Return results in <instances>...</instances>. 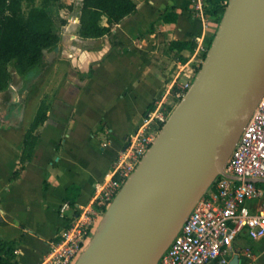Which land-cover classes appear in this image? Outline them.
<instances>
[{
    "label": "crops",
    "instance_id": "0c3cea01",
    "mask_svg": "<svg viewBox=\"0 0 264 264\" xmlns=\"http://www.w3.org/2000/svg\"><path fill=\"white\" fill-rule=\"evenodd\" d=\"M132 1L136 11L110 36L82 39V1L60 0L46 8L57 48L22 77L8 69L12 81L0 92V238L18 241L13 264L45 258L71 214L59 212L66 189L77 188L73 206L90 204L94 184L107 177L127 136L155 102L173 99L176 76L213 37L215 25L198 15L191 0ZM169 8L177 14L174 24L160 18ZM174 41L194 46L177 52L169 45ZM42 102L47 118L33 133L31 158L22 161L23 137ZM228 252L239 264H264V238L252 240L242 232Z\"/></svg>",
    "mask_w": 264,
    "mask_h": 264
},
{
    "label": "water",
    "instance_id": "95a60500",
    "mask_svg": "<svg viewBox=\"0 0 264 264\" xmlns=\"http://www.w3.org/2000/svg\"><path fill=\"white\" fill-rule=\"evenodd\" d=\"M263 93L264 0H228L191 87L75 264H157L196 203L225 174ZM228 264H239L238 256Z\"/></svg>",
    "mask_w": 264,
    "mask_h": 264
},
{
    "label": "built area",
    "instance_id": "2783aa9c",
    "mask_svg": "<svg viewBox=\"0 0 264 264\" xmlns=\"http://www.w3.org/2000/svg\"><path fill=\"white\" fill-rule=\"evenodd\" d=\"M191 1L198 15H204L203 0ZM207 50L201 46L199 54L184 64L172 84L174 99L180 102L185 96ZM168 105L155 102L136 130L127 136L107 177L94 184L90 204L79 207L63 202L60 214L64 215L65 210H71V214L66 226L49 243L48 252L39 264H75L106 209L175 108ZM224 173L196 203L157 264H228V246L242 232L252 240L264 238V93L244 127Z\"/></svg>",
    "mask_w": 264,
    "mask_h": 264
},
{
    "label": "trees",
    "instance_id": "16d2710c",
    "mask_svg": "<svg viewBox=\"0 0 264 264\" xmlns=\"http://www.w3.org/2000/svg\"><path fill=\"white\" fill-rule=\"evenodd\" d=\"M34 1L0 0V92L6 90L12 81V75L7 68L10 63H13L15 72L22 77L38 68L42 64L45 52L57 48L59 44V37L54 34V23L46 8L60 0H43L40 6L33 5ZM81 1L79 24L82 39L110 36L112 28L137 9V5L132 0ZM24 2L29 3L26 14L22 10ZM227 2L228 0H203L204 16L219 24ZM102 18H105V25L101 23ZM160 18L166 24H174L177 14L173 12V8H169L161 13ZM169 45L177 52L192 51L194 46L193 42L186 41H174ZM47 111V105L42 102L23 137L22 161L31 158L36 143L33 133L45 122ZM17 175L18 173L15 172L14 177ZM77 197L78 191L75 186L66 189L65 200L71 206L74 205ZM17 247L18 241L0 238V264H13Z\"/></svg>",
    "mask_w": 264,
    "mask_h": 264
},
{
    "label": "rangeland",
    "instance_id": "374dc122",
    "mask_svg": "<svg viewBox=\"0 0 264 264\" xmlns=\"http://www.w3.org/2000/svg\"><path fill=\"white\" fill-rule=\"evenodd\" d=\"M42 2H43V0H35V1L33 2V5L40 6ZM65 2H66V1H65ZM55 6H57V5H55ZM28 9H29V3L24 2V3L22 4V10H23V13L26 14V13L28 12ZM49 13H50L51 17H53V10H49ZM211 22H212L213 25H215V28L217 29L218 24H217L216 22H214L213 20L209 19V23H211ZM213 36H214V35H213ZM206 47L209 48V45L206 46ZM173 56H179V55H177V54L174 53ZM13 68H14V67H13V64L10 63V64L8 65V69L13 71ZM6 97H7V93L2 95V98H3V99L6 98ZM170 102H171V103H170ZM170 102H169V105H168V106H171L172 109H173V108L179 103V101H178L177 99H174V98H173Z\"/></svg>",
    "mask_w": 264,
    "mask_h": 264
},
{
    "label": "bare ground",
    "instance_id": "6f19581e",
    "mask_svg": "<svg viewBox=\"0 0 264 264\" xmlns=\"http://www.w3.org/2000/svg\"><path fill=\"white\" fill-rule=\"evenodd\" d=\"M108 222H109V217H107L103 222L102 224L100 225L99 229H98V232H97V235H100L102 232L105 231L107 225H108ZM87 263V259L83 260L80 264H86Z\"/></svg>",
    "mask_w": 264,
    "mask_h": 264
}]
</instances>
